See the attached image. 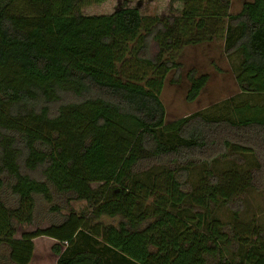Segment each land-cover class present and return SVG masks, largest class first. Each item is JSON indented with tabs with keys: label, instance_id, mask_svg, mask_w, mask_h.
<instances>
[{
	"label": "trees",
	"instance_id": "obj_1",
	"mask_svg": "<svg viewBox=\"0 0 264 264\" xmlns=\"http://www.w3.org/2000/svg\"><path fill=\"white\" fill-rule=\"evenodd\" d=\"M108 1L0 0V260L30 264L45 236L56 240L57 264H106L97 249L69 252L87 231L134 264H264V235L239 256L246 238L212 217L218 204L241 205L248 189L264 188V104L233 96L214 115L167 122L161 98L181 66L173 53L216 36L240 57V92L263 95L264 0H244L236 13L232 0H169L154 15L140 0H117L110 13L85 12ZM187 78L194 102L210 76L191 69ZM228 151L258 162L215 173ZM200 165L208 169L191 189L189 170ZM156 167L166 170L140 178ZM37 195L57 201L62 219L17 238ZM184 206L193 214L176 211Z\"/></svg>",
	"mask_w": 264,
	"mask_h": 264
},
{
	"label": "rangeland",
	"instance_id": "obj_2",
	"mask_svg": "<svg viewBox=\"0 0 264 264\" xmlns=\"http://www.w3.org/2000/svg\"><path fill=\"white\" fill-rule=\"evenodd\" d=\"M232 13L240 11L244 0H232ZM139 1H131L130 5H136ZM143 11L154 15L160 12H166L169 8V0H140ZM118 5L117 0H110L102 7H87L85 12L91 13H110ZM215 41L206 42L197 46L187 44L173 53L176 62L181 66L179 68L172 67L168 71L164 89L161 98L166 107V121L171 122L176 119L188 116L193 112L204 110L214 115L225 106V100L236 96L237 100H250L254 103L264 104L263 95H249L241 93L236 83L235 77L240 64V57L234 55L228 57L224 51L223 38L216 36ZM152 53H156V49H152ZM191 69H195L199 74H209V82L203 89L201 95L194 102L186 99L188 91L187 74ZM148 76L153 75L152 71L148 72ZM175 80V81H174ZM174 81V82H173ZM258 162L253 154L235 153L228 151V155L215 162L211 169L217 173L235 169L246 171L251 169ZM208 167L197 166L189 170L187 177V185L191 189L196 186L198 181L205 175ZM164 167L154 168L150 174L141 175L143 180H150L154 173L164 172ZM9 193V192H8ZM11 207H15V199L12 196H6ZM241 205L223 203L213 207L214 218L220 219L226 226V232L236 229L240 237L246 238L243 244H235L239 248V256L247 251L250 244L260 239L264 235V188L248 189L242 196ZM53 203L54 205L56 204ZM36 207L34 212V221L31 224H17L16 237L21 238L26 232L34 231L38 228H46L52 222L62 219L60 211L53 210V204L46 201L42 196H36ZM74 207L81 210L84 203H76ZM233 210H238L237 212ZM183 215L193 214L192 210L187 206L176 210ZM63 212V211H62ZM237 213V216H234ZM119 217L104 216L99 219L105 225H118ZM262 235V236H259ZM258 238V239H257ZM262 239V238H261ZM56 240L50 237L41 236L34 239V255L30 264H57V255L53 252L52 247ZM93 248L105 256L106 264H134L123 260L121 255L115 251L107 249L103 242L96 240L87 231H82L77 236L76 245H72L69 252L75 251L77 248ZM235 250L231 248L230 251ZM0 264H3L0 260Z\"/></svg>",
	"mask_w": 264,
	"mask_h": 264
}]
</instances>
